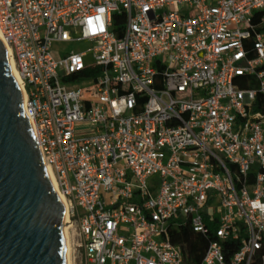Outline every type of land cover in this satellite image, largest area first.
Wrapping results in <instances>:
<instances>
[{
  "label": "built area",
  "instance_id": "obj_1",
  "mask_svg": "<svg viewBox=\"0 0 264 264\" xmlns=\"http://www.w3.org/2000/svg\"><path fill=\"white\" fill-rule=\"evenodd\" d=\"M0 32L81 264H195L184 226L264 264V0H0Z\"/></svg>",
  "mask_w": 264,
  "mask_h": 264
},
{
  "label": "water",
  "instance_id": "obj_2",
  "mask_svg": "<svg viewBox=\"0 0 264 264\" xmlns=\"http://www.w3.org/2000/svg\"><path fill=\"white\" fill-rule=\"evenodd\" d=\"M23 100L0 38V264H65L66 205Z\"/></svg>",
  "mask_w": 264,
  "mask_h": 264
},
{
  "label": "trees",
  "instance_id": "obj_3",
  "mask_svg": "<svg viewBox=\"0 0 264 264\" xmlns=\"http://www.w3.org/2000/svg\"><path fill=\"white\" fill-rule=\"evenodd\" d=\"M243 86L250 85L243 84ZM170 234L175 242L184 245L186 261L195 264L201 261L210 236L194 232L189 226L171 227Z\"/></svg>",
  "mask_w": 264,
  "mask_h": 264
},
{
  "label": "rangeland",
  "instance_id": "obj_4",
  "mask_svg": "<svg viewBox=\"0 0 264 264\" xmlns=\"http://www.w3.org/2000/svg\"><path fill=\"white\" fill-rule=\"evenodd\" d=\"M87 47V44L85 42H77L70 45H55V48L58 50H64V52H67L71 49L73 50H80L85 49ZM63 53V52H62ZM86 62L88 64H92L93 60L90 56H88L86 59ZM82 129L86 128V125L81 126ZM67 233H68V246H69V260L70 264H81V261L83 260V251L81 248H75L74 243L77 240V234H76V226L75 224L71 225L68 223L67 227Z\"/></svg>",
  "mask_w": 264,
  "mask_h": 264
},
{
  "label": "bare ground",
  "instance_id": "obj_5",
  "mask_svg": "<svg viewBox=\"0 0 264 264\" xmlns=\"http://www.w3.org/2000/svg\"><path fill=\"white\" fill-rule=\"evenodd\" d=\"M0 38H1V32H0ZM7 51H8L9 63H10V68H11L12 74H13L14 78L16 79V81L21 86L19 73H18V71H17V69L15 67L14 60H13L8 48H7ZM46 166H47L48 172H49V174L51 176V179H52L54 187L56 188V190L58 191V193L60 194L61 198L63 199V201L65 203L64 196L61 194V192L57 188V184H56V181H55L54 174H53V172L51 170V167L47 163H46ZM67 227H68V215H67V208H66V216H65V219H64V222H63L62 230H63V237H64V241H65V264H70V260H69V246H68V240H67V237H68Z\"/></svg>",
  "mask_w": 264,
  "mask_h": 264
}]
</instances>
